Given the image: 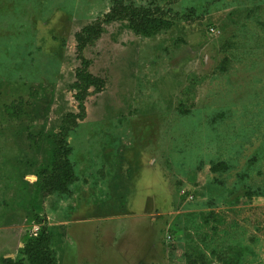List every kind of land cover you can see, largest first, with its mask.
Returning <instances> with one entry per match:
<instances>
[{
	"label": "rangeland",
	"instance_id": "1",
	"mask_svg": "<svg viewBox=\"0 0 264 264\" xmlns=\"http://www.w3.org/2000/svg\"><path fill=\"white\" fill-rule=\"evenodd\" d=\"M113 215L144 264H264V0H0V264H126Z\"/></svg>",
	"mask_w": 264,
	"mask_h": 264
},
{
	"label": "trees",
	"instance_id": "2",
	"mask_svg": "<svg viewBox=\"0 0 264 264\" xmlns=\"http://www.w3.org/2000/svg\"><path fill=\"white\" fill-rule=\"evenodd\" d=\"M122 8L124 10L122 16L127 19L131 29L134 32L141 33V32H147L149 30V29L144 27L145 25L140 26L136 23V21H137L136 17L139 16L140 14H142L141 9H138L137 12H135V10H136L135 8H134L135 10L134 9L128 10V8H129L128 5H122L121 4V9ZM22 105H23L22 98L17 99V100H13L12 102H10L9 104H7L5 106V110L10 115H16L21 111ZM65 163H67L66 160H65ZM67 167H68V164H63L62 169L64 170V173L63 172H61V173L56 172L57 177H52L50 180L47 181L46 184H48V186H47L48 192H52L55 190H57L59 192L67 191V189H68L67 183L69 184V181H71V179H72V172H70V170H67ZM36 246H38V245H36ZM38 249L40 252L39 254H42L41 248L34 247L33 250L38 251ZM44 258L45 257L43 256V261H44ZM2 262L4 264H18V261L13 262L10 259L9 260L3 259ZM49 264H52V262L50 261ZM157 264H163V263H157ZM164 264H166V263H164Z\"/></svg>",
	"mask_w": 264,
	"mask_h": 264
},
{
	"label": "crops",
	"instance_id": "3",
	"mask_svg": "<svg viewBox=\"0 0 264 264\" xmlns=\"http://www.w3.org/2000/svg\"><path fill=\"white\" fill-rule=\"evenodd\" d=\"M154 208V207H153ZM155 210L157 209V208H154ZM163 213V211H160L159 210V208L154 212V213ZM140 216L142 217V219H143V217H144V223H145V225H146V227L148 228V230H150V232L152 231V229H153V226H154V224L156 223V221H158V219H160L161 220V224H160V227H162L163 228V221L165 220V219H162V214H161V216L156 220L155 219V217H153L152 215H151V213L149 212V210H147L146 209V211H142L141 212V214H140ZM140 217V218H141ZM139 219V218H138ZM121 219H119L118 218V215H113V250H115L116 251V253H121L122 255H124V254H126V253H132L133 255H134V258H133V260L131 261V260H129V261H127L126 262V264L127 263H129V264H144V263H146V261L149 263V262H151V260L152 259H148V260H146V257L145 258H143V256H141V254L140 253H136L135 252V248H133V247H131L130 248V243L131 242H129L128 244L126 243V244H124V246H120L121 248L119 249V248H117L119 245H117L116 244V240H117V237H119L120 235H121V231H120V226L122 227V224H121ZM125 223V222H124ZM64 225H66V223H64ZM64 225H63V227H64ZM129 226V223L126 225V227H128ZM122 229V228H121ZM155 243L156 242H152L151 244H152V246H153V244H154V246H155ZM121 244V243H120ZM78 245H79V242H78ZM150 247V248H153V247ZM62 256H61V258L64 260V262H65V254L63 253V254H61ZM145 261V262H144Z\"/></svg>",
	"mask_w": 264,
	"mask_h": 264
}]
</instances>
